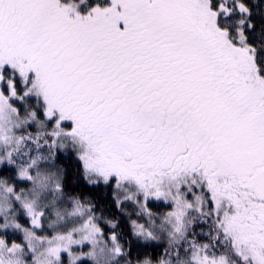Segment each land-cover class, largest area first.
I'll list each match as a JSON object with an SVG mask.
<instances>
[{
    "label": "snow or ice",
    "instance_id": "snow-or-ice-1",
    "mask_svg": "<svg viewBox=\"0 0 264 264\" xmlns=\"http://www.w3.org/2000/svg\"><path fill=\"white\" fill-rule=\"evenodd\" d=\"M84 3L0 0V114L18 116L12 101L36 95L41 111L30 115L51 125V149L61 135L80 141L86 174L114 188L135 184L147 215L150 200L171 203L165 215L178 234L194 199L216 217L240 264H264V60L248 38V0ZM234 15L235 30L225 27ZM5 162L13 164L10 152L0 156V173ZM31 167L17 178L31 184ZM165 179L177 182L174 196L161 187ZM5 191L20 202L24 189ZM22 207L27 227L0 216V231H21L27 240L43 212ZM91 220L89 235H103ZM132 226L134 235L153 239L142 224ZM108 240L116 256L124 254L117 232ZM22 248L0 237V249L14 255ZM193 248L192 264H227ZM61 252L72 255L67 245L48 249L56 260Z\"/></svg>",
    "mask_w": 264,
    "mask_h": 264
},
{
    "label": "trees",
    "instance_id": "trees-1",
    "mask_svg": "<svg viewBox=\"0 0 264 264\" xmlns=\"http://www.w3.org/2000/svg\"><path fill=\"white\" fill-rule=\"evenodd\" d=\"M81 3L85 8L88 6L84 0H81ZM248 3L252 12L250 19L254 25L248 38L259 50L258 58L264 60V0H248ZM237 20V16H232L225 23V27L235 30ZM32 96L38 98L36 95H31L21 102L15 101L14 105L19 109L20 116L24 114V111L28 112L24 115L41 111L39 100L36 104L34 100L31 102ZM35 122L41 126V129L36 130L30 127L27 129L28 131L23 132L22 137L25 145L17 153V156H12V165L5 162L3 172L0 173V181L3 182L0 186L15 185L17 192L23 188L24 191L20 192L21 201H23L29 197V192L39 172L43 173L42 175H56L57 179L52 188L56 191V185L61 184L63 191H56L55 198L51 193L42 198L44 205L52 207V211L42 209L46 210L43 226H45L44 230H46L48 238H50V232L64 228L70 229L80 218L88 216L102 229L103 235L99 234L100 240L108 246H110L108 234L111 231L118 233V242L124 252L119 256V261L123 264H144L145 261H148V264H159L160 260H163L164 264H190V256L194 251L193 242L200 246L201 253L209 257L223 256L226 258L227 264H240L239 257L233 253L230 240L219 234V230L216 228V217L208 208L199 205V210L189 212L183 219L184 234L175 236V224L167 220L165 215L170 209L169 205H164L162 201L158 202L157 205L149 206L151 215L141 214L140 216L134 215V209L130 205H127L126 208L117 207L112 183L104 184L102 181H92L85 176L80 161L72 151L71 145L74 141L67 137L65 138L67 144L64 145L59 143L60 139H57V146L53 150L45 143L50 139L48 133L52 131L51 125L39 117L35 119ZM61 145H63L62 148ZM36 155V163L29 168L33 177L31 184L19 180L18 173L24 171L25 166L29 165L31 158H35ZM167 180H164L161 187H164ZM136 192L138 193V190ZM135 199L141 213H145L139 203L141 196L138 194ZM11 215L12 221H18L27 227L28 221L24 218L18 205L14 206V212ZM0 216H2L1 213ZM132 221L142 224L146 230L152 233L153 239L146 240L141 236L134 235ZM108 222L115 224V229H110ZM162 224H171L169 233L158 230ZM0 237L5 238L9 243L12 241L21 243L23 245L22 252L26 254V260L30 262L26 251L24 232L9 228L0 231ZM204 245H207L206 249L203 247ZM76 258L71 262V259L63 254L60 255L56 264H73V262L74 264H103L101 261L88 258L86 254Z\"/></svg>",
    "mask_w": 264,
    "mask_h": 264
},
{
    "label": "rangeland",
    "instance_id": "rangeland-1",
    "mask_svg": "<svg viewBox=\"0 0 264 264\" xmlns=\"http://www.w3.org/2000/svg\"><path fill=\"white\" fill-rule=\"evenodd\" d=\"M34 100V103L36 104L38 102V98L32 96L31 102ZM15 101H12L14 104ZM21 102V101H19ZM28 113L27 111H24V114ZM16 115L9 111H5L3 114H0V136H4L6 140L4 142H0V156H3L5 153H11L12 156H17V153L21 151L25 145V142L23 141L22 134L25 130L28 128H35L36 130H40L41 126L35 122V119H32L31 115ZM28 131V130H27ZM26 137V136H24ZM67 138L66 136L61 135L58 139H60V144H67V141L65 140ZM74 143L71 145L73 148L74 156L77 158V153L84 150V145L80 143V141L71 138ZM37 161V155L35 158H31V162L29 164H35ZM34 162V163H32ZM39 172L36 176L35 182L32 185V188L29 192V197H27L25 200L21 202H17L13 199L12 194L5 191V186H0V213L3 217L6 218V221L12 222V213L14 212V206L18 205L20 210H22V214L24 218L25 211L22 207V204H29L33 210V212H43V216L40 219L41 227L39 229H29L30 232H33L34 235L29 237L26 241V251L27 255H29L30 262L26 260L25 255L22 250L17 251L14 255L7 252L5 249H0V264H32L33 257L35 256L39 264H56L57 260L51 257L48 254V249L53 247H64L67 245L69 247V251L71 252V256H68L66 253L61 252L60 255H66L71 259V262L74 261V259H77V256L84 255L92 260H98L101 261L103 264H123L119 261V256H116L113 252L114 245L110 242V246H108L106 243L100 240L99 234H93L89 235L88 229L85 227V221L89 219L88 216L84 218H80V220L74 225L71 226V228H64L63 230L59 231H52L50 232V238L47 237V233L45 229V226H43V219H44V212L46 210L42 209H50L51 206L44 205L42 203V198L44 195H47L51 193L52 197H56V191L52 186L56 182V175L47 174L42 175L43 173ZM85 176L92 181H101V179L94 173H85ZM183 183L184 181H180ZM198 182V181H197ZM176 181L167 180L164 183L163 190L166 192H170L173 196L176 194ZM188 187H193V181L187 180ZM137 188L135 184L132 183H122L119 187H113L114 191V198L115 200L121 201L120 207L126 208L127 205H130L132 209H134V215L140 216L141 213L140 207L136 204L135 198L138 195L136 192ZM207 194L205 193V196ZM164 205H169V208H171V203H165L163 200H150L148 202V206L157 205L158 202H161ZM52 205V204H50ZM199 205L194 199L192 200V209L187 211V214L191 211H196V209L199 208ZM52 211V210H51ZM147 215V214H145ZM185 218V216H184ZM183 218V219H184ZM27 219V218H26ZM170 222H174V220H170L167 218ZM28 221V220H27ZM167 221V222H169ZM92 222V220H91ZM93 223V222H92ZM171 224H162L159 231L169 233L171 229ZM157 230V232H158ZM27 233H25V236ZM71 237V240L74 241H80L79 244L76 243H69L68 237ZM169 235V234H168ZM174 235L178 236V233L174 231ZM63 236L64 239H60V237ZM89 237L88 240L85 239V237ZM91 240V242H89ZM29 245L33 249V251L29 252ZM201 255H204V253H201ZM190 264H192V259L190 256Z\"/></svg>",
    "mask_w": 264,
    "mask_h": 264
}]
</instances>
